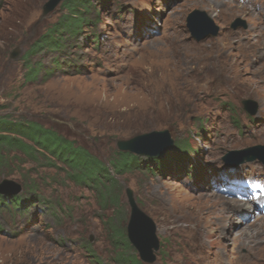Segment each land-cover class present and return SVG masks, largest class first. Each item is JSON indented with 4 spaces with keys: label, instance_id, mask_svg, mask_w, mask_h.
I'll return each instance as SVG.
<instances>
[{
    "label": "rangeland",
    "instance_id": "374dc122",
    "mask_svg": "<svg viewBox=\"0 0 264 264\" xmlns=\"http://www.w3.org/2000/svg\"><path fill=\"white\" fill-rule=\"evenodd\" d=\"M46 1L0 0V116L74 140L104 162L116 184L104 201L70 179L64 164L12 152L0 180L21 188L0 194L3 202L19 199L15 207L0 200V264H125L121 252L139 259L126 237V188L156 226L155 259L140 264H264L260 196L238 193L232 175L264 178V164L223 160L228 151L264 144V0H89V23L63 33L60 49L35 52L31 63L43 71L30 80L25 51L66 13L63 0L42 17ZM194 9L218 27L216 35H190ZM237 19L244 23L233 27ZM244 99L255 102L253 114ZM163 129L169 149L135 154L138 164L112 169L110 160L124 152L118 140ZM209 194L234 202L218 210ZM248 201L256 208L236 206ZM220 215L227 218L213 225ZM112 229L130 249L115 246Z\"/></svg>",
    "mask_w": 264,
    "mask_h": 264
},
{
    "label": "trees",
    "instance_id": "16d2710c",
    "mask_svg": "<svg viewBox=\"0 0 264 264\" xmlns=\"http://www.w3.org/2000/svg\"><path fill=\"white\" fill-rule=\"evenodd\" d=\"M88 2L89 0L63 1L66 13L36 39L23 55L22 59L27 65L26 77L28 79L35 80L43 71L39 64L31 63L30 59L35 52L42 48H47L49 51L60 49L63 33H79L81 27L89 23L85 16V13L90 10ZM14 151L29 158H44L47 161L45 164L50 167H55L58 162L64 164L72 170L69 173L70 179L79 185L97 189L102 200H112L113 188H110L116 184V180L110 176L109 168L97 156L90 154L74 140L39 122L0 116V168L9 161ZM138 158L133 153L118 152L117 156L110 160V164L115 172L126 171L133 164L139 163ZM0 200L3 202V197ZM18 201V197L13 196L3 203H10L9 206L15 207L19 204ZM111 234L114 236L113 241L116 247H118L117 242H122L127 249L131 248L126 240L124 241V235L116 229H112ZM117 255L118 261L125 262V264H140L139 259L126 258L122 252Z\"/></svg>",
    "mask_w": 264,
    "mask_h": 264
},
{
    "label": "water",
    "instance_id": "95a60500",
    "mask_svg": "<svg viewBox=\"0 0 264 264\" xmlns=\"http://www.w3.org/2000/svg\"><path fill=\"white\" fill-rule=\"evenodd\" d=\"M62 1L63 0H47L42 6V17L52 12ZM186 21L190 35L195 40H201L217 34L218 27L213 24L202 10L194 9L191 11ZM237 23L243 24L244 22L237 19L233 27H236ZM17 54L18 50L14 49L10 57L14 58ZM242 105L249 114L254 113L256 104L253 100L244 99L242 100ZM116 145L120 151L156 156L171 147L172 139L167 129L152 130L137 134L129 139L118 140ZM256 158L264 164V144L228 151L224 155L223 160H225L226 164L234 166L242 162L255 160ZM20 188V184L12 179L2 178L0 180V194L13 195L16 194ZM125 194L129 206L126 237L129 243L136 248L139 259L151 263L155 259L153 251L157 250L159 246L155 223L150 216L139 207L131 188H126Z\"/></svg>",
    "mask_w": 264,
    "mask_h": 264
},
{
    "label": "bare ground",
    "instance_id": "6f19581e",
    "mask_svg": "<svg viewBox=\"0 0 264 264\" xmlns=\"http://www.w3.org/2000/svg\"><path fill=\"white\" fill-rule=\"evenodd\" d=\"M209 2L210 3H212V4H217V5H220V4H222V1L221 0H209ZM229 37H231L230 35H229ZM234 66H235V64H234ZM234 66H231V68L229 67L228 68V71H232V70H234L235 69V67ZM234 68V69H233ZM224 173L226 174L227 172H225L224 171ZM235 191H236V188L234 189ZM209 198H211V199H213L212 200V203L213 204H211L210 205V207L211 206H215V207H217L218 208V210H221V209H224L225 210V208H228L229 206H227L228 204H232L234 201L233 200H231V199H225V198H223V197H213L212 196V194H209ZM248 199V198H247ZM250 200H254V198H252V199H250ZM258 205H264V198H262V197H260V199H258ZM250 205H253L255 208H256V203H254V202H250V201H248L247 203H237L236 204V206H239V208H244V207H247L248 209H253L252 208V206H250ZM264 207V206H263ZM217 208H216V210H217ZM215 209V208H214ZM212 210H213V208H212ZM223 211V210H222ZM216 212V211H215ZM224 212V211H223ZM213 215V214H212ZM219 218L220 219H226L227 218V216L226 215H220V216H217V219H215L214 221H213V225L215 224V226L216 225H218V223H219ZM220 224V223H219Z\"/></svg>",
    "mask_w": 264,
    "mask_h": 264
}]
</instances>
